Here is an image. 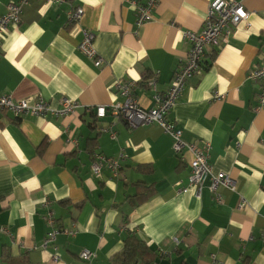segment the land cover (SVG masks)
Returning <instances> with one entry per match:
<instances>
[{
  "label": "crops",
  "instance_id": "obj_1",
  "mask_svg": "<svg viewBox=\"0 0 264 264\" xmlns=\"http://www.w3.org/2000/svg\"><path fill=\"white\" fill-rule=\"evenodd\" d=\"M17 1L0 0V16ZM210 1L159 0L140 27L125 0L24 7L20 25L1 39L0 95L29 104L41 98L53 108L70 99L80 108L64 118L0 116V227L8 232L0 233V264H114L128 232L155 253L152 264H264V108L256 110L258 84L246 79L264 62V0H228L249 13L247 24L227 44L206 49L203 69L168 115L185 142L209 141L213 172L234 180V192L217 188L219 204L208 181L199 199L192 189L177 193L188 186L191 155L180 161L157 124L131 128L111 114L95 116L121 101L118 80L134 82L139 106L151 109L148 79L157 74L156 91L167 90L189 49L183 34L201 30ZM75 8L82 16L70 24ZM83 29L95 34L100 68L78 51ZM94 153H124L121 177L91 176ZM146 189L154 192L132 204ZM44 201L54 226L75 232L56 237L58 262L51 248H40L50 230ZM81 250L95 259L79 260Z\"/></svg>",
  "mask_w": 264,
  "mask_h": 264
},
{
  "label": "built area",
  "instance_id": "obj_2",
  "mask_svg": "<svg viewBox=\"0 0 264 264\" xmlns=\"http://www.w3.org/2000/svg\"><path fill=\"white\" fill-rule=\"evenodd\" d=\"M31 0H19L7 5L6 12L0 16V44L1 39L9 28L19 26L22 21L23 9ZM47 4L60 5L66 3V0H45ZM134 10L136 26L150 22L153 19V11L159 0H144L139 4L135 0H125ZM82 16V10L75 8L69 12V23L78 24ZM249 13L238 2L228 0H211L208 6L206 17L200 31H186L183 34L184 40L189 44V49L182 62L174 70L169 87L163 93L156 91L155 84L157 74L148 79L147 86L154 90L152 96L153 107L151 109H142L135 95V83L127 80H118L115 89L121 98L107 108L98 107L95 112L96 118L100 119L105 115L112 116L125 122L129 127L136 128L149 124H157L164 134L172 140L173 153L184 161V154L191 155L188 176V186L177 190V193L186 192L189 189L194 191V197L199 199L204 183L210 184V190L214 201L220 203L221 198L217 193L218 187H224L230 191H235L234 180L227 174L214 173L210 164L211 145L209 141H200L187 143L182 139V130L168 119L170 111L174 108L181 97L187 81L203 69L202 61L207 48L217 49L227 44L232 32L241 23L247 24ZM95 34L91 31L82 30V39L78 44V51L89 59L95 68L103 65V60L96 54L93 43ZM246 79L252 83L258 84L256 96V110L264 108V62L257 64L248 72ZM213 99H220L218 93H213ZM80 105L70 99H63L59 102L57 108L51 107L41 98H37L29 104L26 100L15 101L10 95H0V116L10 113L14 119L24 115L32 117H53L64 118L75 114ZM88 112L92 110L88 109ZM102 132L109 133L114 138L110 129H102ZM125 159V154L120 153L116 157H106L100 153H94L91 156L90 173L95 178H101L104 172L109 173L110 178H120L122 174L121 162ZM44 207L47 208L43 219L49 227V231L44 236L40 248L53 250L52 261L58 262L60 255L55 246L56 237L64 234L73 237L74 233L70 230H60L54 226L53 212L48 208L49 202L44 201ZM0 233L7 234V230L0 227ZM264 235V229H263ZM79 260L91 263L95 259V253L89 250H81L78 254Z\"/></svg>",
  "mask_w": 264,
  "mask_h": 264
},
{
  "label": "trees",
  "instance_id": "obj_3",
  "mask_svg": "<svg viewBox=\"0 0 264 264\" xmlns=\"http://www.w3.org/2000/svg\"><path fill=\"white\" fill-rule=\"evenodd\" d=\"M154 191L150 189L138 191L130 198L132 204L138 205L149 198ZM155 253L133 232H128L123 240L122 250L114 256V264H152ZM15 263L18 264L16 260Z\"/></svg>",
  "mask_w": 264,
  "mask_h": 264
}]
</instances>
